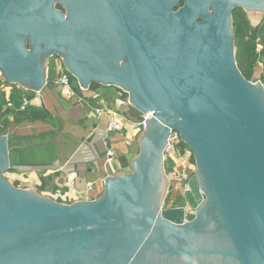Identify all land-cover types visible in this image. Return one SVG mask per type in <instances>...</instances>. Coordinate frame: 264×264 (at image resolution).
Returning a JSON list of instances; mask_svg holds the SVG:
<instances>
[{"label":"water","instance_id":"water-1","mask_svg":"<svg viewBox=\"0 0 264 264\" xmlns=\"http://www.w3.org/2000/svg\"><path fill=\"white\" fill-rule=\"evenodd\" d=\"M236 8L264 0H0L3 80L41 95L58 58L77 90L119 87L154 115L132 173L71 205L10 183L26 147L0 135V264H264V85L238 68ZM171 130L198 168L187 207L164 208Z\"/></svg>","mask_w":264,"mask_h":264},{"label":"crops","instance_id":"crops-1","mask_svg":"<svg viewBox=\"0 0 264 264\" xmlns=\"http://www.w3.org/2000/svg\"><path fill=\"white\" fill-rule=\"evenodd\" d=\"M260 16L248 13L254 26L261 22ZM47 67L49 78L41 95L3 80L0 73L1 136L15 146L26 147L11 155L12 168L5 177L18 188L44 197L53 198L55 192L62 191L72 196L81 193L83 202L94 201L104 194L109 178L130 174L140 153L139 137L133 139L127 129L120 133L109 129V112H119L126 127L141 114L123 89L93 83L89 89L77 90L76 77L63 60L52 58ZM64 74L71 77L67 91L57 85ZM23 98L30 102L26 111L20 110ZM10 101L14 107L7 109ZM99 107L107 111L101 119L96 116ZM107 152H114L115 157L107 158ZM71 180L76 185L68 188ZM89 185H94L93 192L88 191Z\"/></svg>","mask_w":264,"mask_h":264},{"label":"built area","instance_id":"built-area-1","mask_svg":"<svg viewBox=\"0 0 264 264\" xmlns=\"http://www.w3.org/2000/svg\"><path fill=\"white\" fill-rule=\"evenodd\" d=\"M260 49L261 47L258 48V51H260ZM258 70H260L264 74V62H261V61L258 62ZM57 85L61 87L64 91L69 90L71 86L70 75L64 74L60 76L57 79ZM29 106H30L29 100L27 98H23L21 106H20V110L26 111ZM13 107H14V103L12 101L8 102L7 109H12ZM106 113L107 111L102 107H99L96 110V116L98 119H101ZM109 115L111 117V120L109 122V129L115 133H120L127 129L133 139L138 138V137L140 138L142 133L147 128L146 121L149 118L152 119L154 116L153 113L141 114L139 119L136 122L130 123L129 126L126 127L125 125H123L121 121V114L119 112L110 111ZM167 141H168V144L166 145L165 152H164V164L166 165V163H171V168L169 172H166V174L170 180V185L171 183L174 184L173 190L178 188L179 190L183 191V195H184V193L189 188V181L191 177L193 176V174H195V170H196L194 166L192 165L193 164L192 162L193 152L188 147V145L184 142L181 133L177 130H171ZM127 144L131 145L132 140L129 139L127 141ZM106 157L113 159L115 157V153L107 152ZM75 185H76L75 180H71L66 184L68 188H73L75 187ZM88 191L93 192L94 185H89ZM52 197L54 201L61 203V204H65V205H71V204H75L78 202H83V201H80L81 193H76L75 196H72L69 194V192L63 193L62 191H59V192H55ZM181 206L187 207L186 204L181 205ZM164 208H167L166 200L164 203Z\"/></svg>","mask_w":264,"mask_h":264},{"label":"trees","instance_id":"trees-1","mask_svg":"<svg viewBox=\"0 0 264 264\" xmlns=\"http://www.w3.org/2000/svg\"><path fill=\"white\" fill-rule=\"evenodd\" d=\"M260 15L261 22L254 26L249 20L248 12L236 8L233 11V25L239 70L246 80L260 81L264 85V74L258 70V62H264V13L260 12ZM259 47H261L260 51H258ZM0 135H3L1 130ZM192 162L195 164L194 156ZM15 186L18 187L17 184ZM193 218L191 216L190 219Z\"/></svg>","mask_w":264,"mask_h":264},{"label":"rangeland","instance_id":"rangeland-1","mask_svg":"<svg viewBox=\"0 0 264 264\" xmlns=\"http://www.w3.org/2000/svg\"><path fill=\"white\" fill-rule=\"evenodd\" d=\"M248 13H252V12H248ZM255 13L260 15V12H255ZM253 83H256V82L253 81ZM192 165L196 169L195 170V173H196L198 168H197L196 164L193 163ZM170 168H171V163H166V165H165L166 172H169ZM131 173H132V171L130 172V174ZM6 179H7V177H6ZM173 185L174 184L171 183V185H170L171 187L169 188V193L167 194V199H166L167 208H176V206L178 207L179 205H185L186 204V200L184 198L183 191L179 190L178 188L173 190ZM50 199L54 200L53 198H50ZM96 200H98V199H96ZM89 202H92V201H89Z\"/></svg>","mask_w":264,"mask_h":264},{"label":"flooded vegetation","instance_id":"flooded-vegetation-1","mask_svg":"<svg viewBox=\"0 0 264 264\" xmlns=\"http://www.w3.org/2000/svg\"><path fill=\"white\" fill-rule=\"evenodd\" d=\"M56 9L57 10H59V11H62L63 13H67V11H66V8L63 6V5H61V4H57L56 5ZM189 210V213H190V216H189V221H191V220H193L194 218H195V214L193 213V211L192 210H190V209H188ZM191 216H193L194 218L193 219H190V217ZM143 256H142V258L143 259H141V261H144V258L147 256L145 253H143L142 254ZM146 263V262H145Z\"/></svg>","mask_w":264,"mask_h":264}]
</instances>
